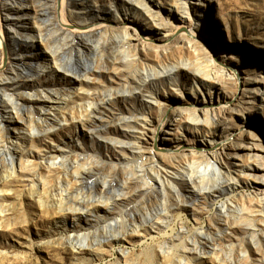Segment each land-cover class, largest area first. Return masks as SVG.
<instances>
[{
  "label": "rangeland",
  "instance_id": "374dc122",
  "mask_svg": "<svg viewBox=\"0 0 264 264\" xmlns=\"http://www.w3.org/2000/svg\"><path fill=\"white\" fill-rule=\"evenodd\" d=\"M53 1L34 0L33 2V7L37 10V16L34 20L44 27L45 38L48 37L47 44L40 42L41 54L38 56V60L48 63L49 65H46L47 67L49 66L48 69L55 71L51 64L52 57L55 56L53 51L59 45L66 46L64 47L66 51L64 50L62 54L67 53L71 58L66 63L65 68L72 70L74 66L73 62L76 63L77 59L75 58L74 40L72 37L62 39L63 35L57 32L56 26L53 23L55 13ZM102 1L90 2L89 6L92 7L91 11L99 15H110L111 11L109 8L112 5L109 4L108 0ZM143 1L156 14H159L161 20L171 21L170 24H172L173 28L180 21L186 20V25H190L194 31V35L190 36L184 31L173 30L172 32L175 33L174 35H176L177 39L174 44L169 46L167 51L163 52V45L159 39L161 33L164 34V31L151 25L141 14L140 16L134 17L130 15L128 17V23L136 25L139 34L137 36L139 39L136 37L132 39V42L138 48L140 59L144 63L149 65H157V61L172 65L179 63L180 60L193 55L192 50L187 49L186 46V39L190 38L193 39L192 41L195 42L196 47L201 50L202 54L214 62L222 77L218 76L219 78L217 77L215 82H213L212 90L202 85V87H198V90L193 88L195 90L193 91L189 85L193 83L191 78L193 77L194 67L190 66L189 68L188 66L181 65L178 76L181 85L178 87L184 92L186 99L177 101L170 85L164 82L163 85L160 84L162 82H148L149 84L147 83L145 86L148 92L145 89H135L131 95L126 94L123 88L127 87V85L132 87L138 82H136L134 77L132 78L129 70L125 68L128 72V79L127 77H118L116 81H108L100 87L94 88L93 100L99 103V100L104 98L105 103L111 106V108H105L106 115H104L107 116L108 113L115 117L119 115L121 119L124 118L126 121H129L130 126L134 122L131 116L138 118L137 116L147 115L153 121L152 127H155L158 117V104L152 100L155 94H150V90L155 92L156 95L157 92L160 93V97L165 103L186 102L189 104H197L198 106L206 103L212 105L217 111L224 107V103L237 104L242 110L236 112L233 118L229 120L227 132L216 137L215 150H218V152H229V145L236 141L239 143L243 142L247 145H256L260 150L259 153L262 154L260 159L264 165V106L257 103L259 102V98L262 97V88H264V0H203L202 2L192 0L189 7V18L185 14L182 15L179 11L177 12L172 6L173 3L171 0ZM121 2L122 0H115L114 4L119 8ZM2 3L3 0H0V4ZM4 3L10 6L14 3V0H9ZM23 3L17 2L13 6L24 7ZM33 9L27 6L21 9L20 16L18 12L15 18L4 21L2 16L4 12L1 8V28L5 30L7 29L5 26H22L23 24H28L27 20H31L35 15ZM180 16H182V19L179 18ZM25 40L29 43L30 39L27 37ZM144 40L150 43L147 42L145 44L146 51L142 50L144 47L142 44L146 43ZM60 42L62 43L60 44ZM151 47H158L159 51L156 52ZM32 52L37 54L39 51ZM109 52L110 50H107L106 53L109 54ZM104 58L107 59V54H104ZM54 67L57 71L54 72L55 75L53 77H37L35 83L30 81L26 85L29 88H34V92L36 93L39 92L37 87L44 85L45 92L50 95L52 94L51 89L53 88H73L74 85L71 83L73 74H67L68 76L64 78L68 82L61 81L60 77L63 79V75L67 72L59 67ZM16 68L20 71L22 70L18 66ZM128 80H130V84L127 83ZM254 88L258 90L253 91ZM109 89H112L115 93L113 97L115 103L108 102L110 100ZM60 92L63 91L60 90ZM252 97H256V99L250 102ZM14 98L16 103L22 104L17 94L14 95ZM33 98V101L37 104L42 102L39 96H34ZM64 99L69 103V106H73L80 101H86L88 98L84 92H81L80 96H74V91L69 90L68 96ZM237 101L241 102L242 105ZM245 102L246 104H243ZM62 104L64 103L61 102ZM99 107L104 106L99 105ZM55 111L58 110L56 109ZM22 114H26V109L22 111ZM0 120L1 124L6 127H10L9 124H13V122H8L7 116L3 111L0 113ZM60 127L64 130H60V135L55 137L56 141H47L50 146L55 147L49 149L56 151L58 158L64 157L68 151L73 154V150H79V146L76 144L77 137L75 135L74 125H71V130L63 125ZM98 129L101 130V133L96 134L97 138L92 146L87 131L81 136L78 135L84 146L80 150L89 151L92 148V150L100 154L101 160L107 163L109 161L113 164L118 163V165L116 164L117 168L114 174H106L110 178V184H113L110 186V189H113V187L118 188L117 186L120 185L121 180L124 178L123 175H125L119 173L125 169L124 157L127 155L120 153L117 145L109 144L108 148H105L104 143L100 139V135H103L104 131L102 127ZM83 132L85 130H82ZM125 132V135L122 133L112 136L115 138L121 136L120 139H123L122 142H126L123 149L129 152L131 150L129 143L133 141V138L137 136L136 134L139 131L126 129ZM182 134L181 136L179 133H176V135L166 137L168 140H163L162 137L159 138L156 142V148L162 149L163 151L167 145L170 152H176L187 145H194L197 149L202 146L199 136L192 134L189 130H184ZM41 137L42 134L37 136L39 139ZM151 137V134L148 135L147 141H145L148 148L152 146ZM31 152H34V154L38 153L36 149H31L27 146L23 154L24 156H31ZM148 153V150H146L144 155L141 156V159H145V155ZM48 156L49 153L41 149L39 158L34 162L35 166L25 163L26 167L22 169L24 170L23 174L5 178L6 183L3 192L0 193V204H2L0 208V264H264V201L262 203L250 201L249 195L255 191L258 192L259 189H264V186L256 180L249 182L247 177L242 176H240L242 187L240 186L235 189V196L232 199L240 203L245 209L241 210L240 207L228 202L227 197L229 194L218 196V191L215 193H207L205 194L206 197L202 195L195 201L196 198L194 195H190L192 190H189V184L185 179L176 178L179 194L184 195L187 200L186 208L183 211L173 210L171 213H167L166 223L161 225L159 229L150 230V234L148 235L138 234L139 236L137 235L131 239L121 238L120 240H114L111 246L105 245L103 247L104 251H98V254H96L97 252L95 250L98 245L92 241L96 234L106 235L108 232L112 233L113 230L120 233L123 229L122 226H125L128 230L131 229L126 221L130 218L127 215L128 211H124L123 208L133 210L134 216L138 218L141 211L144 212L143 205L140 204L139 200L141 196H143L145 205L150 207V209L157 207L161 202L156 196V193L145 191L143 195L139 191V189H144V180L141 174H136L132 177V183L129 182L128 187H124L118 191L113 190V193L124 194V202L120 200L111 202L110 212L104 206L100 205L102 208L98 213L102 216L100 219L95 218L92 213H85L80 210L83 215L87 216V220L85 218L82 219L81 224L76 228V232L77 234L85 233V237H88L90 240L92 239L91 242L93 245L88 246L82 243V248L78 252V256L73 257L68 246L62 245V247H59L48 241L50 234H53L54 237L52 240H55L56 238L73 232L67 225V228L65 227L69 231L67 233L64 231V228L55 226L51 221L52 215L50 211H47L53 204L51 200L53 194L58 193L57 184L55 185L56 173H52L53 175L50 176L48 186L46 187L47 195L42 194L46 199L44 203L46 209L44 211L39 208V204L36 201L38 197L37 193H34V197L30 196L29 188L31 179L34 181L37 180L35 171H40L42 165L47 164ZM2 159L5 162L8 159L5 148L0 153V163ZM178 159H180L179 154L175 159L176 163L173 164V168L177 171H182L177 166ZM241 159V162L239 161L236 167L229 164L224 165L223 163L224 169L229 170L235 176H239L238 170L240 166L250 162L247 158ZM55 161H59V163L53 167L60 169L61 162L66 167L61 174L69 170L71 166V161L68 159L65 162L59 159ZM107 163L105 164L107 165ZM181 164L187 165L185 162H181ZM101 170L104 172L106 169L102 167ZM16 172L21 173L18 166H16ZM200 172L194 173L195 181H198V177L203 173ZM43 174H47L46 171H43ZM102 175L84 174L80 183L81 191L83 193L87 192L88 183L92 180L97 182L92 188V190H96L99 184L98 180ZM184 175L186 176L187 174ZM149 176L151 178L148 180L149 184L156 192L159 191V188H161L159 187L161 186L159 185L160 181L157 180L156 175L152 171H149ZM165 176L171 177V175L167 174ZM162 177L164 178V175ZM222 181L223 178L222 180L220 178L218 183L222 184ZM165 184L170 192L168 201L171 202L175 199L176 195L169 188L166 181ZM261 192L264 193V191ZM172 194L174 195L173 197ZM65 196L68 198V195L65 194ZM213 197H216V200H213ZM223 201H227L229 207L228 209L226 208L225 213H220V204ZM158 209H162V207L159 206ZM193 210L197 211L198 217L195 218L191 215ZM152 215H154V212ZM162 215L165 214L162 213ZM177 216H180L182 219H179ZM225 219H227L226 224L223 223ZM147 220L150 221L149 225H151L155 221V218L150 220L149 216H147ZM50 221L52 223H49ZM216 224L221 233L214 235L213 233H215L216 229L214 225ZM167 225L169 226L167 227ZM191 247L196 248V251L186 250Z\"/></svg>",
  "mask_w": 264,
  "mask_h": 264
},
{
  "label": "bare ground",
  "instance_id": "6f19581e",
  "mask_svg": "<svg viewBox=\"0 0 264 264\" xmlns=\"http://www.w3.org/2000/svg\"><path fill=\"white\" fill-rule=\"evenodd\" d=\"M6 1L9 0H3V3L0 4V9L2 8L4 12L2 15L4 21L15 18L18 12L20 16L21 9L27 6L32 9L34 8L33 12L35 15L31 18L32 21L28 19V24H23L22 26L9 25L8 27L5 26L7 29L4 30L0 24V93L2 96H0V113L3 111L7 116L8 122H13V124H9L10 127H6L1 124L0 120V153L5 148L6 155L8 156L6 162L2 159L0 163V193L3 192L6 183L5 178L23 174L24 170L22 169L26 167L25 163L34 165L35 160L39 158L41 149L49 153L47 164L42 165L40 168L41 172L35 171L37 180L31 179L30 196L34 197V193H37L38 197L36 201L39 204V208L44 211L46 209L44 206L46 199L42 194H46V187L48 186L50 176L56 173L55 185L57 184L58 193L53 194V198H51L53 204L47 211H50L52 215L51 221L55 226L64 228L66 233L69 232L66 229L67 227H70L73 231L71 234H66L55 240H52L54 236L50 234L48 238L49 243L59 247H62V245L68 246L73 257L78 256L82 243L92 246V239L90 240L88 237H85V233L77 234L76 232V228L81 224L82 219L85 218L87 220V216L83 215L80 210L85 213H92L95 218L100 219L102 217L98 214L102 210L100 205L110 212L111 202H116L117 200L124 202V194L113 193V190L118 191L124 187H128L129 182L132 183V177L136 174H141L144 180V189H139V191L143 195L145 191L156 193L161 202L158 206L156 205L157 207L150 209V207L145 205L143 196H141L139 200L140 204L143 205L144 212L141 211L138 218L134 216L133 210L123 208L124 211H128L127 215L130 218L126 221L131 229L128 230L125 226H122L123 229L120 233L113 230L112 233L108 232L106 235L96 234L92 240L98 245L95 250L96 254H98V251H104L103 247L105 245L111 246L114 240H120L121 238L131 239L138 234L148 235L150 234V230L159 229L161 225L166 223L167 213H171L173 210L183 211L186 208L187 200L184 195L179 194L176 178L185 179L189 184V190H192L190 195H194L196 198L195 201L202 195L206 197L205 194L218 191V196L229 194L227 201L240 207L241 210L245 208L232 199L235 196V189L242 185L240 176L247 177L249 182L256 180L264 186V165L260 159L262 154L259 153L260 150L256 145H247L236 141L229 145V152H218V150H215L216 137L227 132L229 120L233 118L236 112L242 110L237 104L224 103V107L217 111L212 105L206 103H203L201 106L186 102L165 103L160 97V93L157 92L156 95L155 92L150 90V94H155L152 100L158 104H156L158 110L157 123L155 127H152L153 121L147 115L137 116L138 118L131 116L134 120L132 126L129 125V121H126L124 118L121 119L119 115L115 117L108 113L105 116V108H111V106L105 103L104 98H101L99 103L93 100L94 88L100 87L108 81H116L118 77L126 78L128 72L125 68L129 70L132 78L134 77L136 82H138L135 85L132 82V87L127 85V87L123 88L124 92L130 95L135 89H145L148 82H162L160 84L168 83L170 85L177 101L185 100L186 95L178 87L181 85L178 78L181 65L188 66L189 68L190 66L194 67L193 77L191 78L193 83L189 85L191 90L193 88L198 90V87H202V85L211 89L213 82L220 76V71L214 62L207 59L201 50L196 47L195 42L192 41L193 39H186L187 49H191L193 55L180 60L175 65L158 61L157 65L144 63L140 59L138 48L132 42V39L136 38L139 34L137 26L128 23L130 15L134 17L141 14L151 25L164 31V34L161 33L159 39L163 45V52L167 51L169 46L174 44L177 39L176 35H174L175 33L172 32L173 30L184 31L190 36L194 35L191 26L186 25V20H184L185 22L180 21L173 28L172 24H170L171 21L161 20L159 14H156L143 0H122L119 8L114 4L115 0H108L109 4L112 5L109 8L111 11L110 15H99L91 11L92 7L89 6V3L97 2V0H54L55 13L53 23L56 26L57 32L63 35L62 39H66L67 37L73 38L76 52L75 58L77 59L76 63L73 62V69L67 70L65 65L71 57L67 53L62 54L66 46L59 45L53 51L55 56L52 57L51 64L55 71H52V69H48L49 66H46L49 65L48 63L38 60V56L41 54L40 42L47 44L48 37L45 38L44 27L34 20L37 16V10L33 7L34 0H14V3L24 2V7L13 6L14 3L8 6V4L4 3ZM104 1L106 0L102 2ZM171 1L173 3L172 6L177 12L179 11L182 15L185 14L189 18V7L192 0ZM202 1L199 0V2ZM179 18L182 19V16ZM18 23L20 24V22ZM27 37L30 39L29 43L25 40ZM144 41L146 43L142 44L144 46L142 50L146 51L145 44L148 41ZM151 48L156 52L159 51L158 47ZM107 50H110L109 54L106 53ZM32 51L39 52L34 54ZM104 54H107V59L104 58ZM16 66L22 68V70H18ZM54 66L67 72L63 75V79L60 77L61 81L68 76L67 74H73V80H71V83L74 85L73 88H53L50 95L45 92L44 85L37 87L39 91L37 93L34 92V88H29L26 85L30 81L35 83L37 77H53L55 75L54 72L57 71ZM64 81L68 82V80ZM127 83L130 84V80ZM262 89V97L259 98V102L257 103L264 106V88ZM60 90L63 92H60ZM69 90L74 91V96H80L81 92H84L87 94L88 99L69 106V103L64 99L68 96ZM257 90V88H254L253 91ZM145 91L147 90L145 89ZM16 94L22 104L16 103L14 98ZM114 95L113 90L109 89L110 100L108 102L115 103ZM34 96H39L42 102L37 104L33 101ZM255 99L256 97H252L250 102H253ZM61 102L64 104L61 105ZM237 102L242 105L241 102ZM243 104H246V102ZM99 105L104 107L100 108ZM25 109L26 114H22V111ZM56 109L58 111H55ZM62 125L68 127L70 130L71 125H74L77 137L76 144L79 146V150H73V154L68 151L64 157L58 158V153L49 149L55 147L50 146L47 141H56L55 137L60 135V130L63 129L60 127ZM99 127H102L104 131L103 135H100L104 147L108 148L109 144L117 145L120 153L127 155L124 157L125 169L119 173L125 175H123L124 178L121 180L120 185L117 186L118 188L113 187V189H110V186L113 184H110V178L106 175L114 174L117 168L116 164L118 165V163L113 164L110 161L107 163L101 160L100 154L96 153L92 148L89 151L80 150L84 146L79 136L85 134L87 131L92 146L96 141V134L101 133V130L98 129ZM124 128L139 131L136 134L137 136L133 138V141L129 143L131 149L129 152L123 149L126 142H122L121 136L118 138L112 136L126 133V129ZM82 130H85V132L82 133ZM184 130H189L192 134L199 136L202 146L197 149L194 145H187L183 146L180 150L176 149V152H170L167 145L163 151L156 148V142L159 138L162 137L163 140H168L166 137L176 135V133L182 136ZM39 134H42L41 139L37 138ZM150 134L152 136V146L148 148L145 141H147V136ZM27 146L31 149H36L38 153L34 154V152H31V156H24L23 153ZM146 150L149 153L145 155V159H141ZM178 154L180 159H178L177 166L182 171H177L173 168ZM241 158H247L250 162L243 163L244 165L240 166L238 170L239 176H235L229 170L224 169V165L228 164L233 167L238 166ZM58 159L63 160V162L66 159L71 161L69 170L61 174L64 168H66L62 162L60 163V169L53 167L59 163V161H55ZM181 162H185L187 165H182ZM16 166L19 167L21 173L16 172ZM102 167L106 169L104 172L101 170ZM194 169L197 173L203 172H200L201 175L198 177V181L194 179ZM43 171H46L47 174H43ZM149 171H152L156 175L157 180L160 181L159 185L161 186L159 187L161 188L157 191L158 193L149 184L148 180L151 179ZM84 174H103L98 180L99 184L96 190H92V188L97 182L92 180L88 183L87 192L83 193L81 191L80 183ZM166 174L171 175L173 178L166 177ZM184 174L187 175L185 176ZM162 175H164V178ZM220 178L221 180L223 178L222 182L224 185L223 183H218ZM165 181L176 195L175 199L171 202L168 201L170 192L166 187ZM261 191H264V189L250 193V201L262 203L264 201V193ZM65 194L68 195V198ZM212 199L216 200V197ZM227 201H223L220 204V213H225L226 208L228 209ZM159 206L162 209H158V211L157 208ZM1 207L2 204H0ZM152 211L154 215H152ZM161 212L165 215H162ZM191 215L195 218L198 217L197 211L194 210ZM147 216H149L150 220L155 218L154 225H149L150 221L147 220ZM177 217L182 219L180 216ZM51 221L49 223H52ZM226 221L227 219L223 220V223L226 224ZM209 225L211 224L209 223ZM214 227H216L214 235L221 233L217 224ZM186 250L196 251V248L191 247Z\"/></svg>",
  "mask_w": 264,
  "mask_h": 264
}]
</instances>
